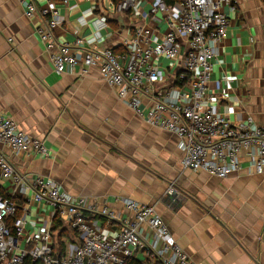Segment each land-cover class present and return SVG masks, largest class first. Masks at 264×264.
Returning a JSON list of instances; mask_svg holds the SVG:
<instances>
[{
    "label": "crops",
    "instance_id": "0c3cea01",
    "mask_svg": "<svg viewBox=\"0 0 264 264\" xmlns=\"http://www.w3.org/2000/svg\"><path fill=\"white\" fill-rule=\"evenodd\" d=\"M29 1L38 7L45 3ZM62 1L55 0L63 21L56 30L59 43L98 32L114 49L138 24L153 21L161 34L165 31L160 15L149 22L145 3L120 14L111 0L110 9L103 0ZM234 1V11L223 9L229 26L215 46L208 105L232 124L249 115L264 125V0ZM96 20L109 29L97 31ZM41 21L39 15L27 18L18 0H0V114L48 151L47 157H27L0 146L12 168L21 176L51 180L69 196L98 200L117 216L128 215L122 200L153 207L195 264H264V175L247 165L225 179L182 170L178 139L130 110L96 69L85 76L54 73L35 33ZM168 76L162 74V88L169 86ZM15 188L0 178V193L22 204ZM169 193L175 198L168 199ZM23 210L27 234L51 217L46 205L24 204Z\"/></svg>",
    "mask_w": 264,
    "mask_h": 264
},
{
    "label": "built area",
    "instance_id": "2783aa9c",
    "mask_svg": "<svg viewBox=\"0 0 264 264\" xmlns=\"http://www.w3.org/2000/svg\"><path fill=\"white\" fill-rule=\"evenodd\" d=\"M18 1L27 18L39 15L42 20L35 33L54 73L77 71L85 76L96 69L130 110L150 127L178 139L182 170L225 179L247 165L254 174L264 175V125L249 115L232 124L208 105L213 101L207 84L215 46L225 39L229 26L223 9L234 11V0H179L172 5L165 0H119L115 12L123 14L145 3L149 22L160 15L165 27L161 34L153 21L136 25L130 38L121 41L119 52H113L98 32L89 38L75 37L71 44L59 43L56 30L63 21L55 0H44L40 7L29 0ZM90 13L78 22L85 24ZM95 25L97 31L109 29L102 20ZM160 62L165 63L164 69ZM162 74L170 79L164 88ZM0 146L27 157L48 155L42 141L26 135L2 114ZM0 178L13 183L22 202L0 193V264H125L130 259L140 264H195L174 242L153 207L122 200L128 215L117 216L98 200L67 195L51 180L21 176L1 153ZM24 204L51 208L50 220L30 234L24 229ZM19 209L22 214L7 225ZM100 218L115 229L103 228ZM53 219L70 233L62 248L54 238Z\"/></svg>",
    "mask_w": 264,
    "mask_h": 264
},
{
    "label": "trees",
    "instance_id": "16d2710c",
    "mask_svg": "<svg viewBox=\"0 0 264 264\" xmlns=\"http://www.w3.org/2000/svg\"><path fill=\"white\" fill-rule=\"evenodd\" d=\"M118 2H119V0H111V3H112L113 6H115ZM176 2H179V0H165V3L167 5H172V4L176 3ZM121 50L122 49L120 47H115L113 49V52H119ZM19 216H20V213H19V211H17L15 213L14 217H12L10 220L6 221L7 225H10L11 221L14 220L15 218L19 217ZM53 232L59 233L54 238L57 241V244L59 245V248H62L61 239L62 238H64V239L70 238V235H69L70 233L68 234V232L62 227V225H61V223H60V221L58 219H53ZM125 264H139V262L134 260V259H130V260H127L125 262Z\"/></svg>",
    "mask_w": 264,
    "mask_h": 264
},
{
    "label": "rangeland",
    "instance_id": "374dc122",
    "mask_svg": "<svg viewBox=\"0 0 264 264\" xmlns=\"http://www.w3.org/2000/svg\"><path fill=\"white\" fill-rule=\"evenodd\" d=\"M103 5H104L107 9H110V8H109V0H103Z\"/></svg>",
    "mask_w": 264,
    "mask_h": 264
},
{
    "label": "water",
    "instance_id": "95a60500",
    "mask_svg": "<svg viewBox=\"0 0 264 264\" xmlns=\"http://www.w3.org/2000/svg\"><path fill=\"white\" fill-rule=\"evenodd\" d=\"M176 194L169 193L168 194V199H174Z\"/></svg>",
    "mask_w": 264,
    "mask_h": 264
}]
</instances>
